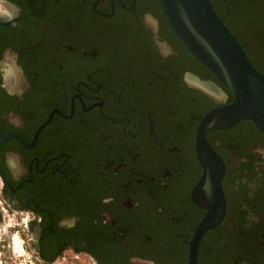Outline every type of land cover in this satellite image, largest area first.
Wrapping results in <instances>:
<instances>
[{
    "label": "flooded vegetation",
    "instance_id": "1",
    "mask_svg": "<svg viewBox=\"0 0 264 264\" xmlns=\"http://www.w3.org/2000/svg\"><path fill=\"white\" fill-rule=\"evenodd\" d=\"M264 73V0H210ZM0 176L40 264H189L209 212L203 116L232 93L160 0H0ZM224 212L195 264H264V134L205 130ZM81 142L83 145L81 146Z\"/></svg>",
    "mask_w": 264,
    "mask_h": 264
},
{
    "label": "water",
    "instance_id": "2",
    "mask_svg": "<svg viewBox=\"0 0 264 264\" xmlns=\"http://www.w3.org/2000/svg\"><path fill=\"white\" fill-rule=\"evenodd\" d=\"M160 4L167 23L186 50L233 95L228 104L208 111L198 125L197 152L205 170L198 188L206 192L209 212L194 234L189 264H195L196 242L206 228L220 220L225 207L220 187L223 164L207 145L205 130L250 119L264 134V73L252 64L210 0H160ZM4 21L0 15V22Z\"/></svg>",
    "mask_w": 264,
    "mask_h": 264
},
{
    "label": "built area",
    "instance_id": "3",
    "mask_svg": "<svg viewBox=\"0 0 264 264\" xmlns=\"http://www.w3.org/2000/svg\"><path fill=\"white\" fill-rule=\"evenodd\" d=\"M30 216L10 206L0 176V264H40L29 245Z\"/></svg>",
    "mask_w": 264,
    "mask_h": 264
},
{
    "label": "bare ground",
    "instance_id": "4",
    "mask_svg": "<svg viewBox=\"0 0 264 264\" xmlns=\"http://www.w3.org/2000/svg\"><path fill=\"white\" fill-rule=\"evenodd\" d=\"M4 13H5V9H4V7H2L1 4H0V15H2V14H4Z\"/></svg>",
    "mask_w": 264,
    "mask_h": 264
},
{
    "label": "rangeland",
    "instance_id": "5",
    "mask_svg": "<svg viewBox=\"0 0 264 264\" xmlns=\"http://www.w3.org/2000/svg\"><path fill=\"white\" fill-rule=\"evenodd\" d=\"M83 145V142H81V146Z\"/></svg>",
    "mask_w": 264,
    "mask_h": 264
}]
</instances>
